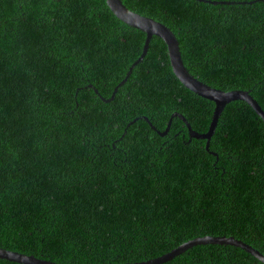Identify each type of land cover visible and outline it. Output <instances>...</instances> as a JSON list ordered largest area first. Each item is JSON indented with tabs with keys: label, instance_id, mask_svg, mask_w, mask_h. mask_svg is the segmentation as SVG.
Wrapping results in <instances>:
<instances>
[{
	"label": "trees",
	"instance_id": "1",
	"mask_svg": "<svg viewBox=\"0 0 264 264\" xmlns=\"http://www.w3.org/2000/svg\"><path fill=\"white\" fill-rule=\"evenodd\" d=\"M123 2L175 32L193 75L264 109V0ZM146 38L107 0H0V247L116 264L212 235L264 253L263 118L233 101L210 150L191 137L173 115L205 133L216 104L180 81L158 36L116 92ZM163 264L264 263L202 244Z\"/></svg>",
	"mask_w": 264,
	"mask_h": 264
},
{
	"label": "water",
	"instance_id": "2",
	"mask_svg": "<svg viewBox=\"0 0 264 264\" xmlns=\"http://www.w3.org/2000/svg\"><path fill=\"white\" fill-rule=\"evenodd\" d=\"M200 1L206 2L209 0H200ZM107 3L118 18H120L128 25L140 29L147 34L146 43L142 55L130 67V70L126 78L116 88V92L119 89V87L123 86L128 81L134 68L140 62L143 61V59L148 53L149 46L153 37L158 36L162 38L168 46L173 70L176 76L180 79V81L187 88H189L199 96L209 99L216 104L210 129L205 133H200L194 130L191 123L187 120V118L183 114L175 113L173 115V117L179 116L184 120V122L188 125L191 137L207 140V148L208 150H210L211 139L216 132V128L219 124V120L223 111L225 110L226 106L229 103L237 100L246 101L264 120V109L259 103V101L251 94L249 90L235 89L231 91H225L219 88H215L205 83L204 81L200 80L195 75H193L185 65L180 47V42L175 32L168 25L156 19L144 16L140 13L131 10L123 2V0H107ZM215 3H234V2L216 1ZM150 124L156 129V127L153 125L152 122H150ZM171 125H172V120L169 122V125L165 131L162 132L158 130L159 134H161L162 136H166L171 129ZM212 153L217 155V153L214 152ZM202 244H228V245L237 246L249 252L250 254H252L253 256L258 258L261 262L264 263V253H262L260 250L255 248L253 245L245 242L244 240L238 239L234 236L207 235L204 237H199L190 240L180 245L179 247L173 249L172 251L157 258H153L145 261L133 262V263L129 262V263H116V264H163L173 260L176 256L182 254L183 252L192 248L193 246L202 245ZM0 259L16 262L20 264H62L51 260L42 259L35 255H29L2 247H0Z\"/></svg>",
	"mask_w": 264,
	"mask_h": 264
}]
</instances>
